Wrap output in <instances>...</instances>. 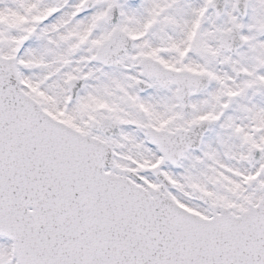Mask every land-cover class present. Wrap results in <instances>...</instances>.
<instances>
[{"label":"snow or ice","instance_id":"obj_1","mask_svg":"<svg viewBox=\"0 0 264 264\" xmlns=\"http://www.w3.org/2000/svg\"><path fill=\"white\" fill-rule=\"evenodd\" d=\"M0 264H264V0H0Z\"/></svg>","mask_w":264,"mask_h":264}]
</instances>
